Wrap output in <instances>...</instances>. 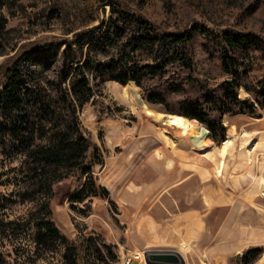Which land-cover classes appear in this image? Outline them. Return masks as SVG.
Segmentation results:
<instances>
[{
    "label": "rangeland",
    "instance_id": "rangeland-1",
    "mask_svg": "<svg viewBox=\"0 0 264 264\" xmlns=\"http://www.w3.org/2000/svg\"><path fill=\"white\" fill-rule=\"evenodd\" d=\"M108 1L12 0L8 6L0 5V64L26 46L56 41L61 44V51L64 50L65 40L71 39L74 32L108 20ZM114 1L128 5L166 32L204 25L216 31L253 32L264 38V0ZM204 44L209 46L208 49ZM219 48L218 43L197 35L187 44L188 55L194 61L193 72L184 70L179 75H172L173 70H170L165 77L143 80L142 86L133 81L127 84L135 86L151 107L167 113H179L180 102L187 96L203 101L207 92L213 91L215 96L216 91L220 95L219 85L228 76L221 68ZM92 56L106 59L99 52ZM139 59L148 63L151 56L141 53ZM245 60L251 63L245 82L255 86L264 74V59L258 52L250 51ZM48 64H26L23 71L30 82L54 91L56 86H61V54ZM189 74L193 79H187ZM170 78L182 80L183 90L166 93V104L148 102L147 94L156 91L159 86L165 87ZM69 85L68 79L63 86L69 88ZM122 86L118 81L95 86L97 92L78 112L82 129L92 143L88 155L94 162V176L99 186L107 190V196L89 197L73 207L70 196L80 188L85 177L72 171L53 186L48 197L23 201L21 158L9 160L0 153V264L62 263L61 246L56 252L36 250L30 212L42 208L43 203L48 205L55 225L77 246L79 264H129V259L133 258L130 254L137 247L128 244L130 231L121 221L120 208L124 206L121 198H125L126 192L133 191L127 187L132 181L161 185V189L153 190L155 193L149 196V202L166 199L168 205L179 208L191 204L199 207L198 194L203 200L210 192L229 198L226 204L209 215L200 206L203 216H207L208 239L201 243L199 257L189 264H238L242 254L251 249H260V253L249 264L260 261V254L264 251V196L257 199L263 211L255 216L242 200L251 189L253 180L241 175L251 169L252 174L259 177L264 170V149L260 147L253 154L251 164L234 151L223 178L216 180L211 176L203 179L204 171L212 169L213 164L207 158L194 155L186 140L175 146L163 140L159 134V123L133 111L129 103L121 98ZM239 98L254 101L244 88L239 90ZM258 113L260 118L241 112L225 115L222 125L226 135L229 123L236 124L240 129L264 131V109H259ZM156 150L161 153L160 157L155 154ZM174 157L178 158V162L169 168L166 162ZM182 162H186L185 165ZM182 166L196 170H183ZM181 179L186 183L175 185Z\"/></svg>",
    "mask_w": 264,
    "mask_h": 264
},
{
    "label": "trees",
    "instance_id": "trees-1",
    "mask_svg": "<svg viewBox=\"0 0 264 264\" xmlns=\"http://www.w3.org/2000/svg\"><path fill=\"white\" fill-rule=\"evenodd\" d=\"M11 1L0 0V5L8 6ZM107 5L108 20L74 32L71 39L65 40L64 50L56 41L26 46L0 64V153L9 160L21 158L23 201L48 197L53 186L72 171L85 177L70 196L73 207L89 197L107 196V190L99 186L93 173L94 162L88 155L92 143L82 129L79 109L97 92L94 87L107 81L123 85L133 81L142 86L143 80L165 77L170 70L172 75L184 70L193 72L194 61L188 55L187 44L197 35L220 45L221 68L228 78L219 85L220 95L214 91L213 96L211 91L203 96V101L194 96L181 100L179 113L204 124L218 145L226 136L222 125L225 115L241 112L261 117L258 110L264 109V74L255 86H249L245 78L251 63L245 58L252 51L264 59V38L253 32L216 31L204 25L166 32L126 4L110 0ZM98 52L106 59L92 56ZM59 53L63 59L61 86L51 91L28 80L23 71L26 64L47 66ZM141 53H148L151 60L142 63ZM191 78L189 74L187 79ZM68 79L69 88L63 86ZM183 87L182 80L170 78L165 87L159 86L146 99L166 104V93H178ZM241 88L254 101L240 100ZM29 221L35 228L37 251L56 252L61 246L59 264H79L77 246L55 225L46 203L30 212ZM259 253L260 249L244 252L238 264L251 263Z\"/></svg>",
    "mask_w": 264,
    "mask_h": 264
},
{
    "label": "bare ground",
    "instance_id": "bare-ground-1",
    "mask_svg": "<svg viewBox=\"0 0 264 264\" xmlns=\"http://www.w3.org/2000/svg\"><path fill=\"white\" fill-rule=\"evenodd\" d=\"M121 98L129 103L133 111L149 116L158 122L160 126L159 134L163 140L173 146L179 144L181 140H186L190 143V148L194 155L207 158L213 164V168L204 171L203 179H208L211 176L216 180L223 178L229 157L234 151H237L239 156L244 157L247 164H251L253 154L258 152L260 147L264 149V141L260 143L261 140H264V131H252L244 127L240 129L236 124L229 123L227 125V138L218 145L212 140L209 130L201 122L179 113H167L151 107L142 99L135 86L131 84L122 86ZM155 154L159 157L161 156L158 150L155 151ZM177 162L178 158H169L166 165L171 168ZM182 163L185 165L186 162ZM255 175L252 174L251 169L241 175L243 178H251L253 180L251 189L243 196L242 200L257 216L260 211H263L257 199L260 196H264V170L259 173L258 178ZM205 201L208 203L207 205H210L206 195ZM188 249L190 248L187 243H182L179 246V251L184 255ZM130 256L133 257L131 260H135L136 264H147L144 261V250L142 249H135ZM261 262L263 261L261 260L254 264H261Z\"/></svg>",
    "mask_w": 264,
    "mask_h": 264
},
{
    "label": "crops",
    "instance_id": "crops-1",
    "mask_svg": "<svg viewBox=\"0 0 264 264\" xmlns=\"http://www.w3.org/2000/svg\"><path fill=\"white\" fill-rule=\"evenodd\" d=\"M183 170L194 171L196 168L183 167ZM185 183L186 180L181 179L175 185L179 186ZM127 187L133 191L126 192L125 198H121L124 206L120 208V216L121 221L130 231L129 239L131 240L128 241V244L144 251L173 250L181 254L179 246L182 243H187L190 249L185 255L181 254L186 261L185 264H189L190 261L199 257L201 243L208 239L207 216H203L200 206L202 205L205 213L209 215L229 200L227 197H220L210 192L206 194L210 205H207L208 203L198 194L197 204L199 207L191 204L179 208L168 205L166 199L149 202V196L155 193L153 190L162 188L155 182L132 181ZM199 187L200 183L198 182ZM203 198L205 199V197ZM210 201L212 202L210 203Z\"/></svg>",
    "mask_w": 264,
    "mask_h": 264
},
{
    "label": "water",
    "instance_id": "water-1",
    "mask_svg": "<svg viewBox=\"0 0 264 264\" xmlns=\"http://www.w3.org/2000/svg\"><path fill=\"white\" fill-rule=\"evenodd\" d=\"M208 130V128H207ZM227 135L225 136L226 139ZM144 261L147 264H185L184 257L173 250H146L144 251ZM130 264H136L132 261Z\"/></svg>",
    "mask_w": 264,
    "mask_h": 264
},
{
    "label": "built area",
    "instance_id": "built-area-1",
    "mask_svg": "<svg viewBox=\"0 0 264 264\" xmlns=\"http://www.w3.org/2000/svg\"><path fill=\"white\" fill-rule=\"evenodd\" d=\"M261 260L263 261L262 264H264V251L261 252V254H260V261H261ZM129 261H132V260L129 259ZM130 263H131V262H130ZM130 263H129V264H130Z\"/></svg>",
    "mask_w": 264,
    "mask_h": 264
}]
</instances>
